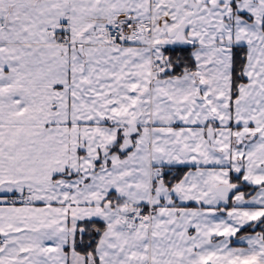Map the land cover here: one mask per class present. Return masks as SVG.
Instances as JSON below:
<instances>
[{
  "label": "snow or ice",
  "instance_id": "obj_1",
  "mask_svg": "<svg viewBox=\"0 0 264 264\" xmlns=\"http://www.w3.org/2000/svg\"><path fill=\"white\" fill-rule=\"evenodd\" d=\"M0 264H264V0H0Z\"/></svg>",
  "mask_w": 264,
  "mask_h": 264
}]
</instances>
